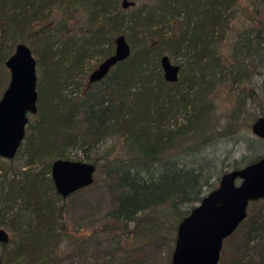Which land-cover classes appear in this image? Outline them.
Listing matches in <instances>:
<instances>
[{
  "label": "trees",
  "instance_id": "1",
  "mask_svg": "<svg viewBox=\"0 0 264 264\" xmlns=\"http://www.w3.org/2000/svg\"><path fill=\"white\" fill-rule=\"evenodd\" d=\"M13 1L21 7L13 16L15 22L35 20L37 9L30 4L32 0H0L2 17ZM134 1L136 5L126 9L120 8V0L94 2L96 12L104 16L103 24L90 29L75 53L76 64L82 65L91 55L89 48L99 49L108 36L113 43L117 33H126L134 47L127 60L93 83L102 84L99 89L92 88L79 99L67 96L63 63L74 54L73 47L67 45L62 55L49 43L37 51V119L29 124L19 149L24 165H14L10 174L0 173V227L7 224L14 204H21L20 211L28 215L25 227L17 226L16 221L23 217L18 213L9 223L10 241L0 243L4 248L2 264L11 260L14 264H58L63 259L62 243L70 239L64 221L68 208L55 189L51 167L55 159H72L66 153L69 147L79 145L85 159L96 164L91 157L93 148L106 138L122 139L121 154L115 161L121 193L117 207L100 228L109 237L119 236L116 242L122 252L118 257V248L111 254L104 252L101 257L107 264H158L160 251L175 247L180 221L217 186L227 168H241L264 155V139L243 135L256 118L264 116V106L253 111V122H247L240 108L220 122L211 115L216 111L213 101L200 103L222 73L213 35L228 21L226 6L238 0H158L141 6ZM115 7L119 10L111 12ZM178 23L179 30H169ZM259 30L258 36L264 39V16ZM104 51L106 57L114 52ZM3 52L1 61L11 55L10 50ZM165 52L184 55L191 69L200 73L201 84L195 100L183 95L185 120L167 125L166 100L172 83L159 70ZM152 61L157 68H150ZM254 95L252 90L250 97ZM239 138L255 152L249 161H232V151L223 150L227 143L236 145ZM114 150L115 146L111 147L107 155H113ZM39 162L44 167L38 171L35 165ZM236 231L243 233L241 243L220 264H264V198L251 202L248 217ZM63 253L71 260L79 259L75 264H88L87 251L80 246Z\"/></svg>",
  "mask_w": 264,
  "mask_h": 264
},
{
  "label": "rangeland",
  "instance_id": "2",
  "mask_svg": "<svg viewBox=\"0 0 264 264\" xmlns=\"http://www.w3.org/2000/svg\"><path fill=\"white\" fill-rule=\"evenodd\" d=\"M156 1L158 0H137V5L141 6ZM94 2L95 0H32L30 4H35L37 15H35V20L27 22H22L21 16L18 19L21 22H15L13 16L21 10V7H16V1H13L14 4H8L4 9L6 11L4 16L0 15V59L5 54L3 51L10 50L12 54L19 42H24L30 46L37 60L39 58L37 51L43 49L48 43L55 48L59 55L66 51L67 45L72 46L74 54H70L63 63L64 94L79 99L92 88L99 89L102 84L90 83L89 76L105 59V51H102L105 49H113L114 51L115 37L119 33L113 37V43H111V37L108 36L110 40H105L99 49L90 47L89 53L91 55L85 57L82 65L76 64L77 55L75 53L84 43L90 29L100 27L103 24L104 16L96 12ZM120 8L123 9L122 0H120ZM226 8L228 9L224 11V15L228 21L224 24L223 29L217 28L212 38L218 47L222 73L219 74L212 90L204 96H200L202 98L200 103L213 101L216 105V111L211 115L214 118L217 117L220 122H224L231 116V112L238 108L244 109L243 115L248 117L247 122H253V120L250 121L254 114L253 111H258L260 106H264V39L258 36L260 19L264 16V0H238V2L227 5ZM118 10L119 8L115 7L111 9V12L116 13ZM125 12L127 14L128 11L125 10ZM95 13L97 17H93ZM179 28L180 23L170 27L169 30L175 31ZM129 42L134 51L133 44L130 40ZM165 53L171 57L174 63L180 64L182 68L179 82H176L177 85L172 83L169 88L171 95L166 100L169 102V114L164 118L167 125L185 120L186 115L182 107L183 100L185 101L183 95L195 100L199 97L198 88L201 84L200 73L191 69L184 55L176 57L171 53ZM149 66L152 69L157 68L156 61H152ZM159 70L164 76L161 66ZM39 75L40 69L38 68V77ZM10 78L11 73L6 65V60H0V99L9 85ZM234 79H237V82H233ZM252 90L255 91L253 98L250 97ZM246 110L251 111L252 114L246 113ZM37 113L29 114L28 126L36 121ZM246 129H244L243 135H254L251 127ZM121 145V138H106L99 146L91 150L92 160L97 165L95 181L92 185L84 187L66 198L68 211L64 221L70 239L62 243L61 256L63 259L58 264H75L79 261V259L67 258L66 254L63 253V251L71 250L76 245L87 251L88 264H107V261L101 256L104 252L111 254L114 248H118L120 251L115 252H118L117 257L121 255L122 247L116 242L119 236L112 238L100 232V228L107 221V216L117 207L118 197L121 193L119 176L116 171L117 163H115L121 154ZM113 146L116 150H114L113 155L108 156V150ZM223 147L225 152L232 151L231 159L237 162L249 161L255 153L248 147L247 142L244 139L240 140V138L236 145L227 143ZM66 153L70 155L72 160H86L85 151L79 145L69 147ZM14 165H24L22 150L18 151L13 159L0 156V173L10 174ZM35 167L39 171L44 167V164L39 162ZM50 177L49 174H46V178ZM60 202L62 203L61 200ZM20 207L23 206L14 204L12 211L7 214V224L2 225L10 234L12 228L9 223L15 217L18 218L17 213L23 216L16 221L17 226L25 227L28 212L20 211ZM232 235L224 242L220 262L227 259L232 248L241 243L242 232L235 231ZM9 247L13 246L10 245ZM134 251L137 253V249ZM173 251L174 248L164 247L158 254V264H170ZM150 253L156 255L153 249ZM3 254L4 248L0 245V257ZM106 257L108 258L109 255ZM10 264H14L13 260Z\"/></svg>",
  "mask_w": 264,
  "mask_h": 264
},
{
  "label": "water",
  "instance_id": "3",
  "mask_svg": "<svg viewBox=\"0 0 264 264\" xmlns=\"http://www.w3.org/2000/svg\"><path fill=\"white\" fill-rule=\"evenodd\" d=\"M134 5V0H122L125 9ZM132 51L127 36L118 34L114 52L91 72L90 83L104 79ZM160 62L165 80L177 82L181 65L174 63L168 54L162 55ZM6 65L11 78L0 99V156L13 159L24 142L29 114L38 112V60L30 46L19 42ZM251 129L255 136L264 139V116L256 118ZM51 169L56 191L66 199L94 183L97 166L88 161L58 158ZM263 198L264 155L241 168L224 172L218 185L180 221L170 264H220L225 240L248 217L251 202ZM9 241V231L0 227V243Z\"/></svg>",
  "mask_w": 264,
  "mask_h": 264
}]
</instances>
